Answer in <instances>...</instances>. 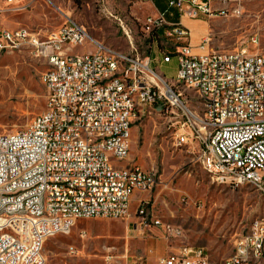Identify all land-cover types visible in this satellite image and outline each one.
<instances>
[{
  "label": "built area",
  "instance_id": "obj_1",
  "mask_svg": "<svg viewBox=\"0 0 264 264\" xmlns=\"http://www.w3.org/2000/svg\"><path fill=\"white\" fill-rule=\"evenodd\" d=\"M22 1L7 3L23 8ZM166 1L180 17L192 19L234 17L243 9L242 0ZM166 15L145 22L148 32L168 40L163 59L156 63L177 60L172 81L197 93L199 109L184 103L149 59L105 46L70 18L43 39L26 28L0 30V53L32 46L52 68V75L42 74L49 78L45 109L26 128L0 134V264H46L45 242L81 219L133 217L138 219L135 229L153 225L181 235L180 228L155 217L147 198H139L131 212L132 197L151 194L161 178L158 170L129 159L132 128L147 108L160 103L182 113L175 146L195 153L214 181L234 187L250 184L264 194L260 39L254 35L231 51L212 50L210 39H203L197 54L191 31L181 22L169 23ZM85 44L93 50L67 51ZM100 146L109 147V156L100 155ZM116 154H123L124 164H116ZM244 250H252V257H244ZM105 259L111 262L113 256ZM158 262L213 264L208 252L188 244ZM223 264H264V214L236 237Z\"/></svg>",
  "mask_w": 264,
  "mask_h": 264
},
{
  "label": "rangeland",
  "instance_id": "obj_2",
  "mask_svg": "<svg viewBox=\"0 0 264 264\" xmlns=\"http://www.w3.org/2000/svg\"><path fill=\"white\" fill-rule=\"evenodd\" d=\"M21 6L0 0V30L26 28L43 39L70 18L85 25L91 37L105 46L149 59L184 103L200 108L194 90L172 81L177 60L156 63L169 44L145 27L147 17L158 16L150 0H23ZM242 7L239 16L199 18L204 20L203 33L212 50H234L256 35L260 39L256 51L264 52V0H242ZM174 12L169 10L167 18ZM91 50V44L67 49L74 54ZM46 70V56L32 46L0 53V134L26 128L45 109L47 90L42 74ZM182 120V113L168 105L147 108V115L132 128L129 157L144 169L158 170V186L141 197L151 201L156 218L180 228V238L169 239L162 227L153 225L134 230L136 218L81 219L45 242L46 264H159L160 257L182 243L203 248L213 264H223L232 255L236 237L264 214V194L250 184L217 183L195 153L186 146H175L174 135ZM133 204L132 214L137 202ZM106 256H113L111 262Z\"/></svg>",
  "mask_w": 264,
  "mask_h": 264
},
{
  "label": "crops",
  "instance_id": "obj_3",
  "mask_svg": "<svg viewBox=\"0 0 264 264\" xmlns=\"http://www.w3.org/2000/svg\"><path fill=\"white\" fill-rule=\"evenodd\" d=\"M152 5H153V14L154 15H158L160 13H163L166 11V7H168V3L166 0H150ZM23 3V1H22ZM22 3L20 4V6L22 5ZM175 15V16H174ZM172 18V19H169ZM177 18V19H173V18ZM166 18H167V15H166ZM167 21L169 23H178V22H181L183 25H185L190 31H191V44L192 46L194 47V52L195 53H201V50L199 48V45L200 43L202 42L203 39H205V35L203 33V30H204V26H202L201 22H204V20L202 19H192V18H189L188 16H183V17H180V14L178 13L177 10H175L174 13L170 14V16H168V19ZM199 30V31H197ZM55 31V30H54ZM193 31H196L195 33H193ZM52 32V31H51ZM50 33V32H48ZM47 33V34H48ZM45 34V35H47ZM153 60H155V58H153ZM139 198H141V194H136L132 197V201H131V210H132V206L134 205L133 203L136 201L137 202V206H138V200ZM135 206V205H134ZM136 206V208H137ZM133 218V217H132ZM169 226V225H168ZM171 227V226H170ZM163 228V227H162ZM177 228V227H175ZM134 230H135V222H134ZM164 230V228H163ZM165 231V230H164ZM168 238L171 239V238H180V236H174V235H171V234H168ZM167 238V239H168ZM184 243L180 244L179 246L175 247V248H172L169 252H167L164 256L168 255L169 253H172V252H175L178 250V248L183 245Z\"/></svg>",
  "mask_w": 264,
  "mask_h": 264
},
{
  "label": "bare ground",
  "instance_id": "obj_4",
  "mask_svg": "<svg viewBox=\"0 0 264 264\" xmlns=\"http://www.w3.org/2000/svg\"><path fill=\"white\" fill-rule=\"evenodd\" d=\"M52 75V68H48V70H46L43 73V76H50ZM42 81L44 83V85H49V78H42ZM163 82H166L165 80H163ZM100 155L101 156H109V147L108 146H100ZM116 164H124V156L123 154H116ZM170 227V226H168ZM196 248L197 251H202L205 252V250L203 248H198V247H194ZM244 257H252V250H244Z\"/></svg>",
  "mask_w": 264,
  "mask_h": 264
},
{
  "label": "trees",
  "instance_id": "obj_5",
  "mask_svg": "<svg viewBox=\"0 0 264 264\" xmlns=\"http://www.w3.org/2000/svg\"><path fill=\"white\" fill-rule=\"evenodd\" d=\"M169 10H171V9L167 7L165 13H168ZM174 16H175V15H174ZM167 19H168V18H167ZM169 19H172V18L169 17ZM173 19H177V18L175 17V18H173ZM154 34H155V32H153V35H154Z\"/></svg>",
  "mask_w": 264,
  "mask_h": 264
}]
</instances>
